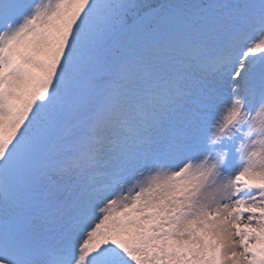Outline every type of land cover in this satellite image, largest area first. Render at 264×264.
Wrapping results in <instances>:
<instances>
[{
	"label": "snow or ice",
	"instance_id": "1",
	"mask_svg": "<svg viewBox=\"0 0 264 264\" xmlns=\"http://www.w3.org/2000/svg\"><path fill=\"white\" fill-rule=\"evenodd\" d=\"M0 264H264V0H0Z\"/></svg>",
	"mask_w": 264,
	"mask_h": 264
}]
</instances>
